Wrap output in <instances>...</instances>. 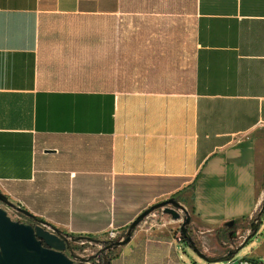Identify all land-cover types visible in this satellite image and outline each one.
<instances>
[{"label": "crops", "instance_id": "1", "mask_svg": "<svg viewBox=\"0 0 264 264\" xmlns=\"http://www.w3.org/2000/svg\"><path fill=\"white\" fill-rule=\"evenodd\" d=\"M0 190L106 238L174 198L225 257L264 200V0H0ZM162 220L143 264H179Z\"/></svg>", "mask_w": 264, "mask_h": 264}, {"label": "water", "instance_id": "2", "mask_svg": "<svg viewBox=\"0 0 264 264\" xmlns=\"http://www.w3.org/2000/svg\"><path fill=\"white\" fill-rule=\"evenodd\" d=\"M170 204H173V207L168 206ZM162 206H166L165 212L170 214L174 219H183L180 225V232L187 242H189L193 250L207 261H216L217 259L204 254L195 244L188 230L191 219L188 215L184 216L180 213L181 210L185 211V209L174 198L162 203H157L141 213L130 224L125 238L111 242L110 247H117L129 243L132 240L133 230H135L151 212ZM6 207L26 217L32 218L35 223L12 219ZM263 212L264 204L250 224V231L247 235V239L242 242L241 246L233 248L225 257L218 260L228 261L233 258L242 246L257 233ZM234 224L235 221L231 220L227 222L226 226L232 227ZM79 239V237L77 238L73 235L61 232L43 219L30 213L27 209L15 204L0 190V264H86V259L84 257L77 256L79 261L75 262L66 254V251L70 249V242ZM104 264H112V261L107 260Z\"/></svg>", "mask_w": 264, "mask_h": 264}, {"label": "rangeland", "instance_id": "3", "mask_svg": "<svg viewBox=\"0 0 264 264\" xmlns=\"http://www.w3.org/2000/svg\"><path fill=\"white\" fill-rule=\"evenodd\" d=\"M167 200L160 201L158 203H162ZM170 207H173L171 205H168ZM7 208V211L12 219L14 220H21V213H17L15 210L11 208ZM166 206L159 207L155 209L153 212H151L136 228L133 230L132 235L133 238L135 236V231L137 229L144 230L143 226H150L152 224H158L162 225L163 228H172L169 224H165L163 222L162 217L167 216L170 219L180 222L182 224L183 219H174L170 214H167L165 212ZM181 214H183L182 211H180ZM23 219V218H22ZM253 221V220H252ZM164 224V225H163ZM248 224H246L247 226ZM245 226V225H244ZM250 229V226H249ZM180 231V228H179ZM181 233V232H180ZM178 232V235L180 234ZM75 237H79L80 239L77 241H71L70 242V249L66 251V254L72 258L75 262H78L77 256H82L86 259V264H104L107 260H111L112 264H143L144 261H149V259L146 258V255L144 256V259L140 256L143 255L144 251L139 250L138 248L145 249L146 242L138 243L137 246H135V251H133V244L132 241L125 245L121 246H111V242L107 240L105 236H94V235H84L80 237L79 235H75ZM139 237H137L134 240H137ZM175 239H177V245H176V253L178 256V263L179 264H226L228 263L227 260H216V261H207L203 258H201L194 250L193 248L185 242L179 241L178 236H174ZM246 238L243 241H240L237 239L234 242H238V244L234 243V247L241 246L242 242H244ZM170 240H173L172 238ZM132 253H129V252ZM256 252L257 255L260 256L259 264H264V212L261 215V222L259 224V229L257 233L251 237L244 246L233 256V259L235 260H241L246 258L248 255H250L252 252ZM145 254V253H144ZM211 258L217 259V257L209 256ZM154 259V258H153Z\"/></svg>", "mask_w": 264, "mask_h": 264}, {"label": "built area", "instance_id": "4", "mask_svg": "<svg viewBox=\"0 0 264 264\" xmlns=\"http://www.w3.org/2000/svg\"><path fill=\"white\" fill-rule=\"evenodd\" d=\"M19 213V212H17ZM21 220L22 222H26V216L21 214ZM126 233H127V230L124 231V230H117V229H113L109 232L108 234V237H107V240L109 242H114V241H117V240H122L125 238L126 236ZM180 233V231H179ZM178 236V240L181 241V238H182V235L181 233ZM177 241V239H176ZM226 264H259V262H254L253 260H251L250 258H244V259H241V260H235L233 258H231L230 260H228V263Z\"/></svg>", "mask_w": 264, "mask_h": 264}, {"label": "trees", "instance_id": "5", "mask_svg": "<svg viewBox=\"0 0 264 264\" xmlns=\"http://www.w3.org/2000/svg\"><path fill=\"white\" fill-rule=\"evenodd\" d=\"M264 204V200H263V203H262V205ZM262 205H261V207H262ZM261 207H260V209H261ZM260 209L258 210V212H257V214L260 212ZM235 221V224L232 226V227H228V226H225L224 227V229L222 230V231H226L227 229H234V233H233V237H231V238H229L230 239V241H233V239H234V237L236 236V229H235V226H236V224L238 223L237 222V220H234ZM220 232L221 231H218L217 232V237L220 239ZM181 241H183V242H185V243H188L189 244V242H187V240L182 236V238H181ZM141 242H143V241H141Z\"/></svg>", "mask_w": 264, "mask_h": 264}, {"label": "flooded vegetation", "instance_id": "6", "mask_svg": "<svg viewBox=\"0 0 264 264\" xmlns=\"http://www.w3.org/2000/svg\"><path fill=\"white\" fill-rule=\"evenodd\" d=\"M171 206H173V204H170ZM182 211V210H181ZM184 216H187L188 214L185 211H182ZM26 222L29 223H35V221L32 218L26 217ZM235 248V247H234Z\"/></svg>", "mask_w": 264, "mask_h": 264}]
</instances>
